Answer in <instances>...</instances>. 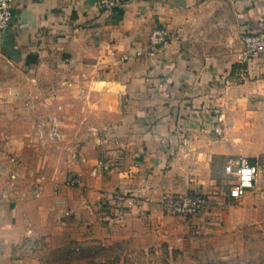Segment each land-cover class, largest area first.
Returning a JSON list of instances; mask_svg holds the SVG:
<instances>
[{
	"label": "crops",
	"instance_id": "1",
	"mask_svg": "<svg viewBox=\"0 0 264 264\" xmlns=\"http://www.w3.org/2000/svg\"><path fill=\"white\" fill-rule=\"evenodd\" d=\"M15 1L0 32V264H44L35 241L99 239L137 241L146 260L166 244L171 264H224L184 243L209 241L220 220L264 225V57H241L264 0ZM155 26L169 38L150 55ZM239 155L261 172L233 199L217 181ZM195 190L210 204L193 217L161 203Z\"/></svg>",
	"mask_w": 264,
	"mask_h": 264
},
{
	"label": "rangeland",
	"instance_id": "2",
	"mask_svg": "<svg viewBox=\"0 0 264 264\" xmlns=\"http://www.w3.org/2000/svg\"><path fill=\"white\" fill-rule=\"evenodd\" d=\"M225 20L227 29H231L230 16L228 15ZM228 38L232 42L237 40V37H233L229 32ZM221 176L217 181L219 186H223ZM206 232L208 233V231H196L194 235L200 237ZM209 234L211 235L209 241L196 238L184 243L187 245L188 255H196L203 246H209L210 255L205 254L203 257L205 263L220 260L224 261V264H264L263 224L237 226L230 220L225 222L220 220L219 224L209 231ZM34 245L35 248L40 247L44 250V264H171V250L166 244L159 246L157 259L151 257L148 260L144 257L139 258L136 253L139 250L137 241L131 242L123 239L110 242L99 239L60 245L50 243V245L45 244V247L39 246L40 243L35 241L32 247ZM178 249L181 248L178 247ZM130 251H133L132 255ZM173 252L176 254L175 249Z\"/></svg>",
	"mask_w": 264,
	"mask_h": 264
},
{
	"label": "built area",
	"instance_id": "3",
	"mask_svg": "<svg viewBox=\"0 0 264 264\" xmlns=\"http://www.w3.org/2000/svg\"><path fill=\"white\" fill-rule=\"evenodd\" d=\"M130 0H98L101 8H112L119 4H127ZM15 0H0V32L5 30L16 16ZM169 31L165 26H155L150 34L147 53L154 54L167 42ZM243 47L241 57L249 60L255 56L264 57V26L252 28L247 26L241 34ZM186 142V139H184ZM261 168L256 160L247 155H239L228 159L224 165L222 183L228 195L233 199L242 198L249 190L257 185ZM67 182L78 183L75 174L68 176ZM164 209L175 215L193 217L201 213L210 204L209 192L195 190L186 193H171L161 201Z\"/></svg>",
	"mask_w": 264,
	"mask_h": 264
}]
</instances>
